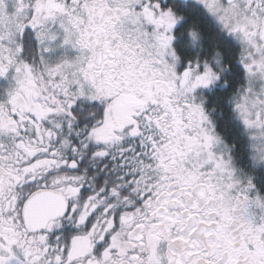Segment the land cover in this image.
Segmentation results:
<instances>
[{"label": "snow or ice", "instance_id": "snow-or-ice-1", "mask_svg": "<svg viewBox=\"0 0 264 264\" xmlns=\"http://www.w3.org/2000/svg\"><path fill=\"white\" fill-rule=\"evenodd\" d=\"M0 264H264V0H0Z\"/></svg>", "mask_w": 264, "mask_h": 264}]
</instances>
